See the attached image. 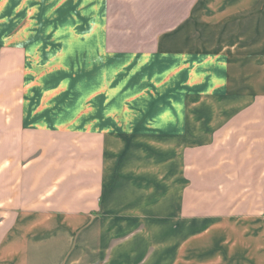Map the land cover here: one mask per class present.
Instances as JSON below:
<instances>
[{"label": "crops", "instance_id": "crops-1", "mask_svg": "<svg viewBox=\"0 0 264 264\" xmlns=\"http://www.w3.org/2000/svg\"><path fill=\"white\" fill-rule=\"evenodd\" d=\"M0 264H264V0H0Z\"/></svg>", "mask_w": 264, "mask_h": 264}, {"label": "rangeland", "instance_id": "rangeland-1", "mask_svg": "<svg viewBox=\"0 0 264 264\" xmlns=\"http://www.w3.org/2000/svg\"><path fill=\"white\" fill-rule=\"evenodd\" d=\"M168 261H169V260L167 259V263H168Z\"/></svg>", "mask_w": 264, "mask_h": 264}]
</instances>
